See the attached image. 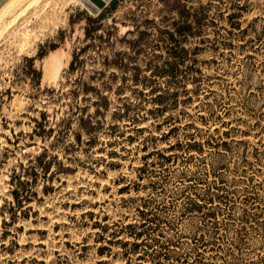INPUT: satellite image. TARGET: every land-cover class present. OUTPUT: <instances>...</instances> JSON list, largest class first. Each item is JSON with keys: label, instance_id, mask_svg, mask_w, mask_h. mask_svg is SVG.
Segmentation results:
<instances>
[{"label": "rangeland", "instance_id": "obj_1", "mask_svg": "<svg viewBox=\"0 0 264 264\" xmlns=\"http://www.w3.org/2000/svg\"><path fill=\"white\" fill-rule=\"evenodd\" d=\"M111 1L107 0V6ZM236 2L243 7L242 12L231 19L230 14L238 11ZM190 3L207 8L206 21L201 34L186 40V61L179 64L181 73L171 78L156 72L155 63L151 62L157 53L159 64H165L169 58L168 43L159 40L149 43L148 39L157 38L152 34L142 40L145 45H132L152 25L149 21L172 23L179 19V12L167 9L162 0H118L108 23L119 26L115 46L128 51L133 62L126 71L116 66L110 71L118 70L113 80L115 87L125 84L129 90L121 97L112 95V108L93 144H88L89 137L83 134L82 142L76 143L72 151L66 145L75 141L76 130L71 129L63 142L56 135L68 98L53 97L43 89L58 87L67 80L65 71L73 51L84 43L83 12H93L82 0H27L0 24V264H99L104 260L121 263L125 259L122 243L134 240L121 229L137 220L139 201L130 198L147 195L149 190L144 186L147 180L139 191L134 183L137 166L142 164L146 153L144 145L148 144V149L155 145L166 148L178 139L184 142L194 136L206 139L210 133L236 141L223 156L226 163L223 177L240 187L242 198L255 193L257 199L251 211L259 216L253 217L240 233L243 240L239 248L233 238L241 228L242 208L230 219H224L227 223L220 228L217 244L200 247L203 251L200 261L189 255L185 262L170 259L164 264H264V158L259 162L253 155L255 146L264 149V0H190ZM138 25V30L128 32ZM53 42L60 46L40 58L41 47L48 48ZM28 57H33L34 66L42 70L40 85L31 74H26ZM58 60L62 63L60 70L46 75ZM87 62L88 73L94 67H102L100 61L93 62L92 58L88 57ZM77 75L76 71L72 77ZM175 84L183 85L184 89L179 104L165 114L149 113L156 95L151 87ZM132 87L144 88V93H132ZM125 98L139 107L119 119L114 110ZM170 114L176 117L173 122L166 120ZM43 117L48 120V128L55 127L48 136L35 132L37 120ZM172 126L174 129L169 133ZM216 137L212 139L214 142ZM238 140L247 144L241 148ZM45 151L51 162L47 174L38 164V156ZM201 152L189 157L188 149L181 151L180 162L171 165V169L211 168L216 148L205 143ZM27 171L31 173V198L19 207L12 194L15 187L12 178ZM178 178L167 192L159 193L158 201L178 205L167 212L175 220L174 232L182 235L177 248L182 252L191 245L193 232L200 231L203 223L199 215L180 216L183 198L174 196L170 190L178 189L181 183ZM128 183L131 191L122 192ZM240 203V207L246 205ZM226 211L221 210L219 217L227 218ZM85 212L88 213L83 215ZM105 224L107 231L102 228ZM112 232L119 235L113 236ZM104 245L109 247L106 250L109 255L99 254ZM145 247L143 244L140 248L142 254ZM135 260L139 264H154L148 254L141 259L135 255Z\"/></svg>", "mask_w": 264, "mask_h": 264}, {"label": "trees", "instance_id": "obj_2", "mask_svg": "<svg viewBox=\"0 0 264 264\" xmlns=\"http://www.w3.org/2000/svg\"><path fill=\"white\" fill-rule=\"evenodd\" d=\"M82 1L93 12L89 13L87 10L83 12V18L86 20L84 43L75 47L73 51L69 67L65 71L67 80L65 82L61 81L58 87L51 86L43 89L44 92L52 94L53 97L59 99L68 98L67 103L64 100L67 109L60 118L56 135L57 140L63 142L66 134L71 129L76 130L75 141L66 145L67 150L70 151L74 149L76 143L82 142L83 134H87L89 137L87 143L90 145L93 144L94 137L97 135L103 119L112 108V95L115 93L121 97L129 90V87L125 84L115 87L113 80L117 77L118 70L110 71V68L116 66L121 71H126L133 62V57H131L132 55L128 51L119 50L115 46L119 26L115 23H108L109 17L118 6V0H112L108 6L101 10L97 9L88 0ZM162 1L164 6L170 11L177 10L179 12V19L174 20L172 23H168L166 20H162L161 22L149 21L152 25L147 26L146 30L142 31L140 37L133 40L132 46H143L145 45L142 41L143 39L150 38L152 34L157 35L156 39H148V42L152 43L154 40H159L168 43L167 50L169 52V58L166 59L165 64L160 65V54L155 53V56L151 59V62L155 63L156 69L154 70L159 74H168L169 77L176 78L181 73L179 64L186 61L185 56H187V51L185 42L192 35L201 34L206 21L205 10L207 8L204 5L194 6L192 5L193 3H190V0ZM235 7H237L238 11L235 10L230 14L231 19L241 15L243 7L240 3L236 2ZM138 27L139 25L137 28L129 29L128 32H134L139 29ZM251 27H254V23L251 24ZM262 32L259 33V38ZM59 46L60 43L53 42L48 48L41 47L38 56L43 58L49 51L55 50ZM88 57L92 58L93 62L100 61L102 67H94L91 73H88ZM132 67L137 68L135 65H132ZM25 71L26 74H31L32 78H36L37 85L41 84L42 70L34 66L33 57H28ZM76 71L78 75L72 77ZM109 73L110 75H108ZM136 76H139L138 70L136 71ZM185 76L184 74L183 77ZM182 86L181 84L169 85L167 87L152 86V92L156 93L154 99L155 105L149 108V113L155 116L165 114L172 106L179 104L180 93L184 90ZM131 91L132 93L141 95L144 93V88L132 87ZM137 107H139V104H135L129 98H125L122 105L114 110V114L119 119H123L130 115ZM175 118L172 114L166 116V120L169 122H173ZM47 121L46 117L37 120V125L35 126V132L37 134H47L46 136H48L50 132L55 131V127H47ZM139 129H143V127H139ZM173 129L174 126L171 127L169 133ZM225 134L227 137L230 136L228 130L225 131ZM214 137L216 136L210 133L206 139L199 140L195 136L192 137L194 140L189 138L185 142L178 139L177 142L171 143L166 148H158L155 145L148 149L149 145H144L146 153L142 157V164L137 166L134 183L139 188L147 180L144 186L149 190L147 195H138L130 198L133 201H139L137 204V220L135 223L124 225L121 230L122 232L126 231V233L131 234L134 240L126 239L122 243L124 248L123 257L125 259L119 264H139L140 262L135 260V255H138V259H141L145 257V254L151 255L154 264H164L169 262L170 259H175L178 263H182L188 259L189 255H194L195 261H200L203 256V251L200 250V247L205 246L206 248L207 245L214 246L217 244L218 239L221 237L219 231L225 222L224 219H230L231 216L236 215L239 208H242L240 211L241 228L237 229L235 237L233 238V243L236 248H239V244L243 240L240 233L247 229V225L253 217L257 218L259 216L257 215L258 213H252L251 211V206L256 201L257 196L251 192L242 198L239 190L240 187L236 186L235 183L232 184V181L223 177V169L226 167L223 156L226 151L234 147L233 143L236 141L234 139L228 140L220 135L216 137L214 142L212 140ZM205 143L216 148L215 161L212 163L211 168L193 171L188 169H171V165L180 162L179 157L181 151L188 149V156L193 157L197 154L196 151L201 152L204 149ZM245 144L247 142L244 140L237 141V145L241 148ZM248 149L249 146L246 145V148H244L246 155L248 154ZM253 155L256 161L261 162L264 158V149L255 146ZM46 156V151L38 156V164L45 170V174L49 172L51 165V162L46 159ZM110 157L113 158V155H110ZM246 157H244V160H247ZM61 166L59 168H62ZM30 174L27 171L25 174H16L12 178L15 184L12 194L17 200L19 207L22 206L23 201L30 200L31 198ZM26 175H28L27 178ZM177 178L181 181L178 184V189L173 187L170 190L174 196L183 198L180 216L199 215L203 223L200 231L193 232L191 245L185 249L183 248L184 250L182 252L177 249L182 242V235L174 232L175 220L170 219L167 212L172 207L176 208L178 205L175 203L168 205L158 201L159 193L167 192L168 186L174 184ZM234 181L236 182V180ZM130 185L131 183L125 185L121 189L122 192L131 191ZM137 190L139 191L140 188ZM240 201L245 202L246 205L240 207ZM223 209L227 210V218L219 217V213ZM87 213L85 212L83 215ZM15 215L16 212L13 213V216ZM102 228L104 231H107L108 225L105 224ZM112 235L118 236L119 234L112 232ZM108 241L111 242V239ZM143 244L146 245L144 250L147 252H144V254L141 253L142 250L140 249ZM108 248L107 245L100 247L99 254L109 255L110 253L106 251ZM99 264H110V261H100Z\"/></svg>", "mask_w": 264, "mask_h": 264}, {"label": "bare ground", "instance_id": "obj_3", "mask_svg": "<svg viewBox=\"0 0 264 264\" xmlns=\"http://www.w3.org/2000/svg\"><path fill=\"white\" fill-rule=\"evenodd\" d=\"M26 1L27 0H8L5 3V5L3 6L2 10L0 11V24L7 17H9L11 14H13L14 11H16L18 8H20ZM61 64H62L61 60L56 61L54 66H53V69L51 71L47 70L45 74L46 75H49V74L51 75L53 72H54V74H56L60 70Z\"/></svg>", "mask_w": 264, "mask_h": 264}, {"label": "water", "instance_id": "obj_4", "mask_svg": "<svg viewBox=\"0 0 264 264\" xmlns=\"http://www.w3.org/2000/svg\"><path fill=\"white\" fill-rule=\"evenodd\" d=\"M8 0H0V11ZM90 1L97 9L101 10L107 6V0H88Z\"/></svg>", "mask_w": 264, "mask_h": 264}]
</instances>
